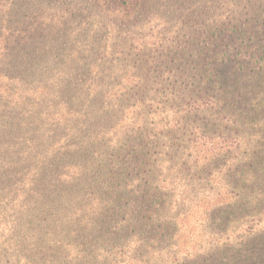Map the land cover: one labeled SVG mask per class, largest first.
I'll return each instance as SVG.
<instances>
[{
    "label": "trees",
    "instance_id": "trees-1",
    "mask_svg": "<svg viewBox=\"0 0 264 264\" xmlns=\"http://www.w3.org/2000/svg\"><path fill=\"white\" fill-rule=\"evenodd\" d=\"M18 1L0 12V57L12 80L34 75L48 57L52 62L64 55L42 24L46 32L24 41L26 23L38 20ZM107 1L119 9L139 5ZM205 6L206 22L194 36L205 44L185 55L198 64L194 87L171 77L89 80L73 61L62 65L70 78L61 81L53 116L64 138L56 134L51 166L43 162L31 173L22 201L11 203L9 217H20L22 264H147L105 252L130 234L133 247L153 248L144 231L133 227L138 204L149 213L139 216L141 225L153 219L169 226L175 254L182 256H159L150 264H196L264 235V0H207ZM168 44L169 50L175 47ZM120 122L123 134L133 137L126 151L148 166L144 183H136L140 178L132 171L119 175L121 167L134 168L118 161L116 133L108 132ZM10 130L0 131L4 171L18 166L11 145L2 141ZM5 180L0 177L1 184ZM194 208L200 234L207 219L217 232L210 245L201 234L207 249L179 254L178 220Z\"/></svg>",
    "mask_w": 264,
    "mask_h": 264
},
{
    "label": "rangeland",
    "instance_id": "rangeland-1",
    "mask_svg": "<svg viewBox=\"0 0 264 264\" xmlns=\"http://www.w3.org/2000/svg\"><path fill=\"white\" fill-rule=\"evenodd\" d=\"M13 3L14 0H0V12L4 11V6H14ZM206 3L207 0H161L159 3L154 0H139L138 6L127 10L119 9L107 0L18 1L23 12H29V17L35 16L38 20L26 23L24 41L35 38L42 31L51 30L57 42L55 46L63 48L64 55L54 58L52 62L48 57L34 75L17 80L10 79L8 65L0 57V131L11 129L8 137L2 141L11 145L18 164L17 167L4 171L5 154L4 150L0 152V177L6 179V185L0 183V264H22L20 241L23 238L18 223L20 217L16 212L13 213L12 220L9 217L12 214L11 203L14 200L22 201L23 191L27 187L26 180L31 173L39 172L40 167L44 166L43 162H47L48 167L51 166L56 134L62 136L61 139L64 138V133L53 116L55 105L59 103L61 81L70 78L64 73L66 68L61 69L62 65L73 61L72 65L76 64L77 68L82 69L81 76L89 80H110L124 76L125 80L131 75L167 79L171 77L191 87L197 78L198 64L187 56L205 44L202 38L194 36L199 29L197 26L206 22L202 17L207 14ZM40 24L46 30L40 29ZM1 37L4 38L3 32ZM171 42L175 47L169 50L171 47L168 43ZM181 55L187 56L181 58ZM63 58L64 61L61 62ZM83 90L86 87L77 88L76 91L79 93ZM125 113L128 114L129 111ZM127 117H123V121ZM116 126V129H109L108 132L114 130L116 133L118 161L134 166L121 167L119 175L132 171L131 174H137L140 178L136 183H144L148 179L144 169L148 166L142 161L138 162L139 159L134 158L135 153L132 155L126 151L130 145L126 140L133 137L123 134L125 124L120 122ZM17 192L21 193L20 197ZM140 207L138 204L132 212L133 221L137 224H133V227L137 231H144V239L153 248L141 244L133 247L136 239L134 234H130L126 237L127 242H120L116 248L105 252L110 254V258L117 260H125L134 255L143 258L147 264L159 256H164L165 260L171 256L181 258V255L175 254L176 246L172 243L174 240H169L168 236L173 235L170 227L158 222L154 224L153 219L147 220V225H141L139 216L149 213L144 209L146 206ZM178 221L179 254L184 250L193 253L188 250L192 247L199 251L207 249L203 247L206 243L201 237L207 238V245H210L214 238L212 233L217 232L212 231V228H216L212 225L213 220L210 224L207 219V222L203 220L206 232L201 233V236L199 225L202 221L197 208ZM115 254L124 256H114ZM196 264H264V235L251 239L238 248L232 247L220 253L212 252L207 259Z\"/></svg>",
    "mask_w": 264,
    "mask_h": 264
}]
</instances>
